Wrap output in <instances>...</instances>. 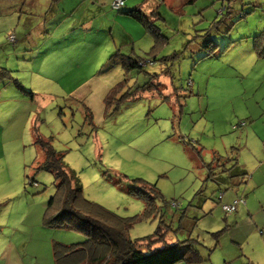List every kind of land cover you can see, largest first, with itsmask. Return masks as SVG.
<instances>
[{
	"label": "rangeland",
	"instance_id": "374dc122",
	"mask_svg": "<svg viewBox=\"0 0 264 264\" xmlns=\"http://www.w3.org/2000/svg\"><path fill=\"white\" fill-rule=\"evenodd\" d=\"M82 1L14 0L0 11V264H53L54 245L86 240L43 224L56 182L37 169L35 134L82 197L116 217L142 213L129 191L153 197L131 240L161 229L167 244L196 241L206 264H264V58L252 50L264 0H122L160 16L166 41L156 51L134 19L112 23L115 0ZM86 15L83 31L74 22ZM75 42L86 50H62ZM115 52L142 67L108 64ZM152 74L158 90L103 105L114 83L125 78L121 94L133 92Z\"/></svg>",
	"mask_w": 264,
	"mask_h": 264
},
{
	"label": "trees",
	"instance_id": "16d2710c",
	"mask_svg": "<svg viewBox=\"0 0 264 264\" xmlns=\"http://www.w3.org/2000/svg\"><path fill=\"white\" fill-rule=\"evenodd\" d=\"M192 1L194 0H189V2ZM115 12L132 18L141 25L145 33L152 37V50L156 51L165 43L166 38L161 35L155 25V21L161 19L155 10H151L148 14L143 13L139 7L123 10L122 1V5ZM202 47H210V50L214 49L209 41ZM252 50L257 58H264V28L258 35L253 37ZM151 59L150 61L153 62L154 57ZM108 61L118 63L123 69L128 70L129 68L142 67L144 60L115 52L108 57ZM7 73V70L0 69V80L5 79ZM159 77L158 74L149 75L148 84L135 88L133 92H128L129 88H127V91L122 94L127 79H121L106 92L103 105L106 108L114 106V111L119 103L127 100L132 93L158 90L161 86L158 82ZM34 144L39 147L44 156L37 169L51 172L56 182L55 193L47 202L43 224L46 227L66 228L86 238L80 245L70 247L54 245L52 250L53 264L205 263L206 258H203L200 252L193 247V245H198L197 242L189 238L176 244H167L161 229H157L153 236L143 241H133L129 238L128 232L132 225L148 217L154 210L153 197L143 192L129 191V193L143 201V210L139 216L133 219H120L82 197L78 184L74 181L72 185V177L65 172L59 154L51 148L47 140L35 134ZM218 199H221V195L218 196ZM238 202L234 201L230 205L223 206H233L232 211H235ZM178 244H182L183 247L186 246L183 254L178 253ZM156 245L158 246L155 247Z\"/></svg>",
	"mask_w": 264,
	"mask_h": 264
},
{
	"label": "crops",
	"instance_id": "0c3cea01",
	"mask_svg": "<svg viewBox=\"0 0 264 264\" xmlns=\"http://www.w3.org/2000/svg\"><path fill=\"white\" fill-rule=\"evenodd\" d=\"M12 1H14V0H0V11H3L4 10V12H1V13H5L6 11H5V8L10 4V3H12ZM82 4V6L83 5H85V2H84V0L81 2ZM30 6H32V5H30ZM125 9H129V7H127V5H125V3L123 2V10H125ZM98 13H100V10H98ZM119 15H121V16H124V15H122V14H119L118 12H116V15H113V21H112V23L113 24H115V20H120L121 18L119 17ZM75 24H79V25H81L82 27H83V31H86V27L87 26H89V24H90V20H88V16L86 15V16H84V17H82L81 18V21L80 22H78L77 20L74 22ZM73 23V24H74ZM101 28H102V25H101ZM64 35H65V33H63ZM85 36H86V34H84V32H83V36H82V38L83 39H85ZM127 38H128V36H124V35H122V39H123V41H125V42H127ZM70 45H72V46H69L68 48H62V50H77V49H79L81 46H82V49L83 50H86V45H85V43L84 42H75V43H73V44H70ZM57 51V50H56ZM107 63L108 64H111V63H115V62H112V61H108V58H107ZM117 65H118V63H116ZM107 65V64H106ZM84 84V83H83ZM82 84V85H83ZM115 84V83H114ZM113 84V85H114ZM112 85V86H113ZM111 86V87H112ZM109 90V89H108ZM107 90V91H108ZM106 91V92H107ZM74 92V91H73ZM70 93H72V92H70ZM106 94V93H105ZM105 96V95H104ZM80 97V96H79ZM158 245H156L155 247H157ZM208 261V259L206 258V261H205V263H203V264H206V262ZM179 264H184V263H179Z\"/></svg>",
	"mask_w": 264,
	"mask_h": 264
},
{
	"label": "built area",
	"instance_id": "2783aa9c",
	"mask_svg": "<svg viewBox=\"0 0 264 264\" xmlns=\"http://www.w3.org/2000/svg\"><path fill=\"white\" fill-rule=\"evenodd\" d=\"M122 5V0H115L113 3H112V7H114V9H117L119 6ZM234 209L233 206H222V210L225 211V212H230Z\"/></svg>",
	"mask_w": 264,
	"mask_h": 264
}]
</instances>
